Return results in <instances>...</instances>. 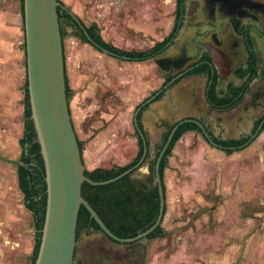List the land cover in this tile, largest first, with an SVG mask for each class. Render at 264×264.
Instances as JSON below:
<instances>
[{
    "label": "crops",
    "instance_id": "1",
    "mask_svg": "<svg viewBox=\"0 0 264 264\" xmlns=\"http://www.w3.org/2000/svg\"><path fill=\"white\" fill-rule=\"evenodd\" d=\"M150 1L93 0L94 8L98 10V16L96 15L98 18L94 20V25L98 27L101 38L106 41L103 36L104 25L108 24L110 29L108 38L112 40V45L124 51L144 52L162 42L170 34L175 16L169 21L170 29L165 33L166 25L161 22L162 25H158L157 21L150 19ZM195 1L198 2L199 10L192 13L191 4L188 3L185 21L172 45L163 54L143 62L109 59L112 57L96 52L90 45L71 36L69 29L70 38L66 48L65 40H63L65 72L68 86L74 92L75 113L79 120L88 121L89 129L87 133L84 132L86 149L82 152V160L88 171L97 168L108 169L104 165L106 159L112 160L114 166H124L135 159L137 153L135 156L132 153L127 160L119 152H122L125 146H130L132 151L134 140L129 129L131 126L134 127L133 120L139 106L158 90L165 88L170 83L168 80H173L176 75L191 70L188 69L189 66L198 63L202 55H210L212 66L221 80L226 79L228 84L236 87L243 84L242 80L234 76V72L244 65L246 59L244 55L236 52L237 48L233 45L234 42H239L240 38L231 32L218 30L219 34L216 35L220 41L219 45L212 41L213 33L203 39L204 30L199 31L197 24L199 22L208 24L209 20L206 16L209 12L205 9V0ZM118 4L128 5L131 8V15L128 14L129 19H125L126 16L120 18L126 26L124 31L130 33V36L125 38L120 31L114 30L118 23L115 11ZM195 15L198 17L196 21L193 19ZM21 18L20 0H0V155L9 159L20 157V140L24 133L26 78L24 81L21 67ZM76 18L80 20L79 17ZM221 22L222 20H219V24ZM151 24H156V28L151 29ZM211 24L215 25L214 22ZM159 29L161 32L158 31ZM118 61L124 64L125 69L117 66ZM156 67L162 72L161 87L151 91L148 77ZM181 78L170 89L169 98H161L151 106L150 111L146 108L143 114L141 113L144 131L155 130L157 125L162 123L161 121L174 122L193 117L204 119L216 137L220 136L224 140H239L248 137L264 115V98L257 101L252 99L256 91L264 89V83H259L258 80L250 84L238 106L228 112H217L210 109L204 98V89L208 80L206 75L186 76L184 74ZM100 89L102 93L98 95L97 91ZM150 91L152 93L149 95ZM105 92L108 95H105ZM103 121L106 125H103ZM92 130H94L93 133ZM192 134L185 136L193 137ZM184 144L188 145L189 142ZM6 179L3 174L0 175V264H11L12 261L30 264L35 246L32 215L24 207L22 199L18 205L11 204L10 196L4 189ZM172 179L167 181L165 178L164 181L169 190L168 197H170L166 217L172 215L173 218L175 217L173 210L177 205L176 198L185 194L184 190L187 189L186 186L181 185L183 183L179 186L175 177ZM15 187L22 198L17 180H15ZM234 245L235 249H233ZM150 250L152 249H149V252ZM225 250L226 253L230 250L233 253L230 254L231 260L228 264L239 259L237 244L227 246ZM154 251L156 254H153L154 256L151 254V259L147 258V264H173L174 256L168 255L166 260H163L164 254L158 250Z\"/></svg>",
    "mask_w": 264,
    "mask_h": 264
},
{
    "label": "water",
    "instance_id": "2",
    "mask_svg": "<svg viewBox=\"0 0 264 264\" xmlns=\"http://www.w3.org/2000/svg\"><path fill=\"white\" fill-rule=\"evenodd\" d=\"M241 1L214 0L213 3H205V9L215 19L216 27H219V20L225 18H234L242 22L240 12L244 5L251 8H260L264 5L263 3H241ZM59 8L60 3L58 0H23L26 88L31 113L30 121L36 134V142L40 147L46 184L45 220L34 264H75L77 221L81 207L86 209L91 219L100 228L99 235L106 236L116 244H133L147 240L148 236L161 227L165 216V197L159 168L178 128L184 123L195 124L208 143L217 147L204 127L196 120H185L177 124L160 150L154 166V178L159 198V213L155 223L147 231L133 238L121 239L112 234L96 212L83 199L81 195L82 185L106 186L119 181L140 168L148 154V147L146 139L139 128L137 116L143 106L148 105L146 110L150 111L151 106L158 101H153L155 98L153 97L142 105L134 116V129L143 142L142 157L137 165L106 182H94L85 177L82 155L72 124L66 94L64 49L58 20ZM69 13L74 17L71 12ZM76 21L91 43L82 24L78 19ZM103 53L108 55L107 51L103 50ZM190 71L186 70L184 73L176 75L166 85L162 98H169L171 84ZM263 125L264 119L246 145L260 135ZM0 161L12 166L22 165L19 161L2 155H0Z\"/></svg>",
    "mask_w": 264,
    "mask_h": 264
},
{
    "label": "rangeland",
    "instance_id": "3",
    "mask_svg": "<svg viewBox=\"0 0 264 264\" xmlns=\"http://www.w3.org/2000/svg\"><path fill=\"white\" fill-rule=\"evenodd\" d=\"M59 1L66 9L71 11L76 17H79V19L86 26L94 24V20L98 18V10L94 8L95 3H92L93 0ZM130 10L131 8L128 5H119L115 10L118 17V23L115 25L114 30L120 31V34L123 38L130 36V33L124 31L126 26L123 25L124 21L120 18H124L123 16H126L125 19H129L128 16L131 15ZM175 10V0L174 2H172V0H164V3L163 0H151L149 3L150 19L157 21L158 25H162L160 22L166 25L164 26L166 27L165 33L170 29L169 21L174 18ZM23 28V19L21 18V67L23 70L22 77L25 81L26 71ZM150 28L155 29L156 24H151ZM104 29V38H106L108 43L112 44V40L108 38L110 33L109 25H104ZM68 31L69 29H67V35L64 39L65 48L67 47L68 40L70 38V36H68ZM158 31L161 32L160 29ZM114 40L113 42H115ZM93 51L95 50L93 49ZM116 63L119 68L125 69L124 64H122L120 61ZM161 77L162 72L158 67H156L154 71L150 72L148 84L151 91L160 89ZM70 85L72 86L71 82ZM71 91L72 97L69 101L71 120L77 138L83 143V151H85L86 147L84 144V132L87 133V130L89 129L88 121L85 122L82 121V119L79 120L77 117V114L75 113L76 103L74 100V92L73 90ZM151 91L149 92V95L152 93ZM101 93V89L97 91L98 95H101ZM105 93V95H108L107 92ZM103 122V125H106L105 121ZM129 130V133L134 140L132 143V151L130 146H125L122 149V152H119L120 155L127 160L130 158L132 153L133 156H135L138 152L137 137L134 127L131 126ZM93 132L94 130H92V133ZM145 132L148 139H150L151 148L149 155L144 161L142 167H140L131 175L132 179L136 177L144 178L147 176H154V161L156 159L157 153L161 149L162 136L161 134H157L155 137L154 131L151 129H146ZM185 142H189V144L185 145ZM202 142L203 141L198 136L193 139L191 136H185L180 139L173 149L171 156L168 158L167 167L164 170V177L167 179V181L173 180L172 178L176 176L189 175L188 169L191 170L193 167V153L194 155L195 153H199L195 152V150L192 151V153L185 152L186 148L188 146V148L191 149L190 145L192 144L194 148L196 144ZM203 154L204 152H201L200 156ZM19 158L15 160H19ZM225 160H227V163L225 165V171L223 174L226 179L231 178L232 180L229 181V184H219L218 198H222L224 195H227L226 191H229L231 187L234 188L235 197L228 199L227 202L219 205L211 214L209 212H203L205 211V209H203L201 214H196L197 216H195L194 222H192L187 228L182 226L177 227L176 225L173 226L176 221L175 218H172V215H167V217L162 222L161 227L165 232L169 230L170 231L167 232L161 239L151 240L146 243V246L153 250H150L149 252V259L152 258L153 254H156L154 253V250H158V252H162L164 254L162 257L163 260H166V256L168 255L174 256V260L172 262L173 264H228L229 260H231L230 254L233 253L231 250L229 253H226L225 247L237 244L239 246L240 257L242 250L243 255L240 259H238L236 262H233L232 264H264V132L259 135V137L247 150L234 153ZM104 165H106V168H111L114 166V162L110 159H106ZM205 165L207 166L208 164L205 162V160H203L200 161V168L199 166H196L197 168L193 169L197 171L200 169L199 175H204ZM84 168L86 169L85 165ZM219 170L220 169L213 168L209 174L212 173L213 175H222ZM2 174L7 178L4 189L7 190V193L10 196L11 204L18 205L21 199L23 201V196L20 198L21 196L15 187V180H17L16 166L8 165L0 161V175ZM233 174L238 176V178L232 177ZM226 179H224V181H226ZM149 186L151 187L153 184H150ZM207 200L210 199L205 198V201ZM186 205L188 206L186 207L189 211L194 212L199 209V206L193 201L189 204L186 203ZM228 208L229 212L226 211ZM182 210L184 213H187V210ZM178 217H180L179 220L183 219L181 214ZM98 238H101V235H99ZM101 239L102 246L106 250H112L116 252H130L135 248L136 245H138V243L116 244L107 240L106 238ZM97 244L98 243L90 244L91 249H99ZM233 249H235V245ZM15 262L16 261H12L11 264H21L20 262Z\"/></svg>",
    "mask_w": 264,
    "mask_h": 264
},
{
    "label": "trees",
    "instance_id": "4",
    "mask_svg": "<svg viewBox=\"0 0 264 264\" xmlns=\"http://www.w3.org/2000/svg\"><path fill=\"white\" fill-rule=\"evenodd\" d=\"M20 1L21 15L23 18V0ZM58 2L60 3V8L58 9V20L60 24L62 40H64L65 36L67 35V29H70V35L77 38L80 42L91 45L97 50L107 51L110 56H113L121 61L128 62H143L163 54L172 45L179 30L182 27V16L184 14L185 8L184 0H176L175 22L170 34L162 42L157 43L153 48L144 52H128L105 42L101 38L99 29L96 25H82L85 29L86 34L91 40L90 43L85 36V33L79 26V23L76 21L77 18L75 16L73 17L69 13L70 11L66 9L59 0ZM255 63L256 62L254 60L250 62L247 72H238V77L243 78L246 75L250 76L245 86L238 88L230 86L226 92H223V90L219 89L221 79L217 76L216 71L212 66V60L208 56H206L202 60L199 68L195 69L194 71L188 72L186 76L206 75L208 77L210 85L207 91L208 103L210 107L212 108V110L217 112H228L242 102L244 93L247 89L246 85L250 82L256 72ZM65 81L66 94L69 105V100L71 99L72 92L68 86L66 72ZM171 81L172 79L168 80V82ZM26 87L27 82L25 83L24 134L22 139L20 140V162L22 165L17 169V177L18 187L23 195L24 206L32 214L33 218V225L35 230V246L30 264H34L37 257L45 220L46 184L44 180L45 169L43 159L40 154V147L36 142V134L33 129V124L30 121L31 113L28 104V93ZM154 97L155 98L153 101L160 98L159 95ZM151 99L148 98L147 100H145L139 106V108ZM147 107L148 105L143 106L137 116L139 128L141 131L142 126L140 124V114ZM263 119L264 117L257 122L255 128L259 127ZM189 130L199 131L195 125L187 124L181 126L175 133L160 164L159 173L161 178L163 177L164 169L167 166V158L171 154L176 142L181 138L183 133ZM263 131L264 125L261 132ZM143 135L144 137H146L144 133ZM136 136L139 148L137 155L132 162L124 166H112L108 169L97 168L93 171H88L84 168L85 177L94 182H106L134 168L141 159L143 153V142L137 135V133ZM166 140L167 136H165L164 143ZM248 141V138H244L237 141L228 140L215 142L222 146H241L246 144ZM163 145L160 147L161 149ZM78 146L82 155L83 144L79 140ZM159 152L156 155V159L159 155ZM156 159L154 161V166ZM132 174L133 172L123 177L119 181L106 186L93 187L88 184H83L81 189V195L83 199L96 212L100 220L110 230V232L121 239L133 238L138 234L147 231L153 226L159 213V199L157 188H148L145 184L132 179ZM150 179L147 181V183H150ZM83 229H93L95 231H100V228L95 223V221L91 219L86 209L84 207H81L78 214L77 230L80 231ZM162 233L163 231L158 228L150 236H148V239L159 237L162 235Z\"/></svg>",
    "mask_w": 264,
    "mask_h": 264
},
{
    "label": "flooded vegetation",
    "instance_id": "5",
    "mask_svg": "<svg viewBox=\"0 0 264 264\" xmlns=\"http://www.w3.org/2000/svg\"><path fill=\"white\" fill-rule=\"evenodd\" d=\"M213 1L214 0H205V3H213ZM188 3L191 4L190 8H191L192 13H196L199 10L197 1H195V0H193V1L184 0V7L185 8H184V14L182 16V23L185 21V18H186V10L188 7ZM241 3H263L264 4V0H246V1L242 0ZM240 16H241L242 22L237 20V19H234V18L233 19L232 18L231 19L225 18L224 20H222L221 24H219V27H216V24L215 25L211 24L212 22H214L215 19L212 17V15H207L206 17L209 20L208 24L204 25L202 22H199L197 24V26L199 27V31H201L202 29L204 30L203 31L204 35H202L203 39H205L208 36V34L213 33L212 41L216 45L220 44V41H218V39H217V35L219 34L218 30H219V32H231L240 38L239 42L238 41L236 43L234 42L233 45H235L237 48L236 52L238 54L244 55L246 59H245L244 65H242V67L238 68L234 72V76L238 77L239 71L247 72L248 71V65L250 64V62L252 60H254L256 62L255 63V71L256 72L253 75V78L250 80V82L246 85V88H247L246 91H248L250 84L254 80H258L259 83H264V5H263V7H260V8H251V7H247V5H244V7L241 9ZM196 18H198V17L195 15V18H193L194 21H196ZM79 22L82 25H84L83 22H81L80 20H79ZM99 34H100V31H99ZM91 47H93V46H91ZM94 49L100 53H103V50H97L96 48H94ZM107 56L112 57L114 59H117L113 56H110L109 53ZM206 56L210 57L209 54L202 55L200 57L198 63H196L192 66H189L188 69H191V71H194L195 69L199 68V65L202 63V60ZM249 77H250L249 75H246L243 78L238 77L240 80L243 81V84L240 87L245 86ZM181 79H179V80H181ZM207 79H208V77H207ZM178 82L179 81L173 83L170 86V89L173 86H175ZM227 82L228 81L226 79L221 80V84L219 86V89L223 90V92H226L230 86L236 87L232 84H228ZM209 86H210L209 80H207V83H206V86L204 89V98L206 100L207 105L210 107V105L208 103V97H207V91H208ZM236 88H238V87H236ZM164 92H165V88L163 87L162 89L158 90L156 93L151 95L150 99L152 97L156 96L157 94H159L160 98L158 100H160L164 96ZM262 98H264V89L263 88L260 91H256V93H254V95L252 96V99L254 101L260 100ZM158 100H155V101H158ZM210 109H212V108L210 107ZM263 117H264V115H263ZM185 120H196L198 123H200L204 127L206 132L208 133L209 137L213 140V142L217 146V147H214L208 143V141L205 139L203 133L201 132V130L198 128L197 125L192 124V123H184L181 125V126H183V125H187V124H192V125H195L199 130V131L189 130V131L183 133L181 138H183L185 135H187L189 133L190 134L193 133L192 139L196 138V136H198L203 141L202 143L196 144V146L194 148H193V144L190 145L192 150L190 148H188V146L186 148L185 152L192 153V151L195 150V152L199 153V154L195 153V155L193 153V156H192V160H193L192 166L193 167L191 170L188 169L189 175H187V176L180 175V176L175 177L178 185L180 186V183H183L181 185L186 186L187 190H184L185 194H181L182 195L181 197L176 198L177 199V201H176L177 205L173 210V212H175L174 218L176 221H175V224L173 226L176 225L177 227L182 226V227L187 228L192 222H194L195 216H197L196 214L197 213L201 214V211L203 209H205V211H203V212H209L211 214L219 205L227 202L228 199H232L235 197L234 188L231 187L230 190L226 189V190H229V191H226L227 195H224V197H222V198H218L219 184H221V183L229 184L230 183L229 181L232 180L231 178L226 179L224 174H223L225 171V165L227 163V160H225V159L230 157L234 153H238V152L247 150L258 137L254 141L249 143L248 145H246L247 144L246 143V144L241 145V146H222V145L216 143L215 141H228V140H224L220 136L216 137L214 135V133H212V131L210 130L209 126L207 125V123L205 122L204 119L193 118V117L179 119V120H176L174 122H172V121H170V122L161 121L162 123L157 125L156 129L153 130L154 136L156 137L157 134H161L162 145L165 144L164 143L165 136H167V138H168V136L170 135V133L172 132L174 127L177 124H179ZM140 124L142 126L143 133L146 135L145 139H146L147 147H148V154H147V156H148L149 151H150V149H149L150 139H148L147 134L144 131L143 124L141 123V114H140ZM256 129L257 128H254V131L248 137H246V138H248V140L254 134ZM159 130H161V131H159ZM135 133H137V132L135 131ZM180 139L176 142V144L180 141ZM241 139H244V138H241ZM241 139H239V140H241ZM176 144H175V146H176ZM137 145H138V140H137ZM175 146H174V148H175ZM20 150H21V148H20ZM188 150H190V151H188ZM201 152H204V154L202 156H200ZM171 154H172V152H171ZM171 154L169 155V157L171 156ZM20 156H21V154H20ZM147 156H146V159H147ZM168 158H167V161H168ZM12 160H15V159H12ZM203 160H205V162L208 165L207 166L205 165V174L199 175L200 161H203ZM16 161L20 162V158H19V160H16ZM143 164H144V162H143ZM142 165L140 167H142ZM20 166L21 165L16 166V173H17L18 167H20ZM196 166H199L198 171L193 169V168H197ZM213 168L220 169L219 171L222 175H218V174L213 175L212 173L209 174V172ZM219 171H218V173H219ZM232 177L238 178V176H235L234 174L232 175ZM149 179L151 181H150V183H147V181ZM161 179H162V187H163L164 197H165V216H164V219H165L166 213L169 211L168 199H170V197H168L169 196L168 195L169 190L167 189V185L165 184V181H164L165 180L164 173H163V177ZM224 179H226V181H224ZM134 180H137V181L145 184L148 188L150 187L149 186L150 184L151 185L153 184V186H151V188H155V187L157 188V185L155 184L154 176H152V177L147 176L144 178L137 177V178H134ZM17 181H18V177H17ZM253 181H254V179H253ZM224 188H226V187H224ZM18 189H19V187H18ZM205 198L210 199V200H207L210 203L205 201ZM192 201L199 206V209L197 211L193 212V211L187 210L188 206L186 205V203L189 204V203H192ZM184 202H186V203H184ZM23 204H24V201H23ZM232 205H233V203H232ZM182 209L187 210V213H184V211ZM228 210H229V208L226 209V211H228ZM180 214L182 215L184 220L183 219L179 220L180 217H178V216ZM188 216H192V217H188ZM164 219H163V221H164ZM32 223H33V218H32ZM33 227H34V225H33ZM160 229L163 231L161 236L155 237L153 239L147 238V240H142L140 242H137L138 245H136L135 248L133 250H131L130 252L129 251H127V252L117 251L116 252V251H112V250H106L102 246V239L101 238H106L109 241H111V240L108 239L104 235H101V238H98L99 231H95L93 229H83L80 231L77 230L76 247H75V252H74L75 264H147L146 261L148 258L149 248H148V246H146V243H148L151 240H156V239L159 240L162 237H164L167 232L170 231L169 230V231L165 232L162 229V227H160ZM85 237L87 238L86 240L84 239ZM111 242H113V241H111ZM96 243H98L97 245L99 246V249H97V250L93 249L92 250L90 247V244H96ZM113 243H115V242H113ZM242 255H243V252L241 253V257H242ZM241 257H239V259Z\"/></svg>",
    "mask_w": 264,
    "mask_h": 264
}]
</instances>
